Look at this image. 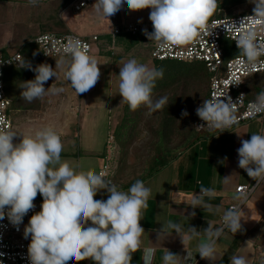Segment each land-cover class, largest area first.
Instances as JSON below:
<instances>
[{
  "label": "clouds",
  "instance_id": "9594fccd",
  "mask_svg": "<svg viewBox=\"0 0 264 264\" xmlns=\"http://www.w3.org/2000/svg\"><path fill=\"white\" fill-rule=\"evenodd\" d=\"M27 2L33 7L40 4V0ZM250 2L254 4L253 15L244 17L239 27L227 25L228 33H238L235 42L239 54L244 57L240 63L249 69L264 64L261 60L264 57V0ZM125 3L130 11L150 9L153 31L144 29L143 32L157 52L194 43L202 35L209 36L216 27L215 22L210 25L209 21L217 11V0H95L91 8L97 17L109 20ZM56 51L60 53L56 68L63 67L64 78L77 96L95 86L101 76L100 64L87 44L69 36ZM20 65L36 73L34 80L21 85L20 95L27 102L64 92L63 87L54 83L47 89L44 87L50 78H58L50 65L44 63L32 68L24 59ZM163 74V68L150 67L135 58L123 62L118 74L121 101L131 111L142 105L150 114L162 110L168 104V97L153 100V89ZM221 97L204 100L196 114L206 122V127L223 132L238 123L237 105L243 102L244 95L238 97L239 103H234L230 97L225 102ZM261 113H264V90L248 104L250 116ZM187 115V111L182 112V116ZM17 136L21 139L14 143ZM62 151L61 137L53 127L24 135L0 119V220L7 217L19 230L24 216L35 208L33 201L37 194L43 198L41 210L30 217L23 232L24 238L31 237L28 245L30 264H67L72 259H91L96 264H131L133 253L141 249L143 264H152L158 245L142 248L145 229L140 223L143 210L148 207L151 189L143 181L136 180L127 191L118 190L105 179L103 172L77 171L78 165L61 159ZM237 152L238 166L259 186L264 182V134L253 133L250 139L241 140ZM228 179L224 178L225 181ZM101 190L106 191V199L95 198ZM214 195L213 188L201 186L199 195L195 194L189 205L193 209L202 207L208 212L219 211V207L213 209L207 202ZM248 195L246 188L236 192L233 198L241 203L223 210L220 227L208 221V227L203 231L188 227L185 232L181 223L169 221L163 225L158 239L175 232L187 250L191 240L203 236L205 239L199 243L197 253L202 259L214 262L218 259L217 240L224 235L225 229L233 235L243 230L241 205ZM195 215L193 211L191 216ZM191 259L192 253L188 250L187 256L181 258L166 248L162 257L163 264H188ZM230 264H251V260L247 255L233 254Z\"/></svg>",
  "mask_w": 264,
  "mask_h": 264
},
{
  "label": "crops",
  "instance_id": "0c3cea01",
  "mask_svg": "<svg viewBox=\"0 0 264 264\" xmlns=\"http://www.w3.org/2000/svg\"><path fill=\"white\" fill-rule=\"evenodd\" d=\"M72 13L77 14L78 12H73L69 6L58 11L57 17L65 29L59 30L60 33L57 34L71 31L70 29L76 22ZM75 34L82 37L92 35H87L85 32ZM97 37L99 41V36ZM115 46L124 47L123 44H116ZM89 95L86 94L84 99L79 102L71 96L69 100H59L54 105L57 106L55 110L56 112L83 111L91 115L101 113L104 110L103 113L107 114V131L102 139L95 134L97 124L91 123V115L88 122L90 121L93 126L88 128L89 132L81 137L82 126L76 127L72 122L52 124L51 126L44 123L32 124L25 119V111L27 110L21 104L14 105L9 112L11 128L16 126L18 129L13 128L14 131L28 135L34 134L35 131H32V128L37 131V129L46 126L53 127L60 135L63 143L62 160L78 165L77 171L92 170L97 173L104 163L105 157H108L111 174L115 167L116 147L113 140L110 145H107V136L112 135V129L116 124L112 113L116 112V108L120 105L121 97L119 96L117 105H113L112 99L109 98L107 101L104 100V106H95L93 103L96 102L93 101L92 92ZM98 102L101 104V101L98 100ZM11 111L15 113V122H12L13 120L10 118ZM62 130L64 136L61 135ZM253 133L264 134V115L239 123L223 132H197L195 140L189 146L179 151L164 167L143 180L145 185L151 189V196L148 200V207L143 210V219L140 221L141 226L145 229L142 237V248L152 246V244L158 245L152 264H163L162 257L165 248L181 258L187 256V250L190 251L192 259L188 261V264H230V257L233 254L247 255L251 264H256L258 252L255 239L264 223V182L256 186V181L248 177L247 173L238 166L237 152V149L241 147V140L250 139ZM20 139V136L14 137L13 142L18 143ZM224 178L229 179L225 181ZM110 179L121 191H127L132 185L122 177L120 180L111 177ZM239 184L256 187L241 205L243 230L233 235L225 229L224 235L217 240L218 259L216 261L202 259L197 253L199 243L205 239L203 236L191 240L186 246L187 250L182 244V238L172 230H168L172 232L171 234H166L158 239L163 225L169 221L181 223L185 232H187L188 227H195L198 231H203L208 227V221L214 222V226L219 227V219L223 210L237 202L233 197L235 195L234 188ZM201 186L215 190L214 197L207 202L212 205L213 209L219 207V211L208 212L202 207L193 209L189 205L193 196L199 195ZM95 198L106 199V191L101 190ZM193 211L196 213L194 217L191 216ZM142 255V249L133 253L131 264H143ZM80 264H96V262L85 259L81 260Z\"/></svg>",
  "mask_w": 264,
  "mask_h": 264
},
{
  "label": "rangeland",
  "instance_id": "374dc122",
  "mask_svg": "<svg viewBox=\"0 0 264 264\" xmlns=\"http://www.w3.org/2000/svg\"><path fill=\"white\" fill-rule=\"evenodd\" d=\"M62 0H40V4L36 7L28 5L27 0H0V55H5L6 53H10L15 51L22 43L25 41L32 39V37L45 30L53 33H60L59 30L65 29L62 24L58 26L54 24L55 22V10ZM218 8L215 14H226V15H236V14H246L253 13L254 4L250 2V0H217ZM95 3V0H89L88 5L85 9L81 10L77 14L72 13L73 17L76 19L73 28H71L69 32H74L80 34V32H85L87 35H96L99 36V42L95 43V47L93 52L94 55L100 65L98 67L101 71V76L98 82L92 87L88 92L77 94L72 89L70 82H67L64 78V69L63 67L56 68V60L60 59V56L49 57L47 60H43L41 64L50 65L53 70L57 72L58 78L55 77L50 78L44 85L47 89L51 87L54 83L57 87H63L64 92L59 94H49L43 97L42 99L34 100L29 103L25 99L22 98L20 93L23 89H18L14 92L13 103L14 105H24L26 107L25 111V119L31 122L32 124H40L44 123L47 126H51L52 124H66L72 122L74 126H82L81 128V137H83L86 133L89 132L91 123L97 124L95 129V134L101 139L106 135V117L107 114L101 113L97 114H88L86 112L79 111H68V112H56L57 106H54L55 103L59 100H69L70 96L74 97V99L81 101L84 99L86 94H90L92 92L93 101L96 103L95 106H104V100L107 101L109 98L112 99V104L117 105L118 98L120 94L118 93V82H119V68L122 67V63L126 62L131 58L137 59L140 63L148 64L150 67L153 66L151 59L148 57V50L144 44L139 43L135 46L125 49L124 47H116L111 46L107 47L105 44L106 34L112 35L113 30L116 27L122 26L124 23L129 21H144L149 20L150 9H142L138 11H130L128 9L127 4L125 3L123 8L118 11L115 15L106 18L97 17L93 10L92 5ZM69 6V4L67 5ZM43 25L45 28H40ZM67 33V32H66ZM82 34V33H81ZM110 52V53H109ZM194 65L201 67L203 71L205 70L203 64L200 62H194ZM56 68V69H55ZM33 73L32 80L35 79L36 73ZM179 82L172 83L171 91H174L177 95H184L182 98L183 101L181 104L180 101L171 108L174 114H178V118L176 116V124L185 125L187 123L186 116H182L183 111H187L191 108L193 109L198 103H189L191 99H197L196 96L199 94V90H202V86L200 83L197 84L189 82V79L186 77L178 78ZM90 96V95H89ZM193 96V98H192ZM108 97V98H107ZM121 97V96H120ZM101 101V104H99ZM122 97L120 98V101ZM114 101V103H113ZM124 102H120V105L116 108V112H113L114 119L116 123H119L122 110H123ZM59 111V109H58ZM111 114V115H112ZM91 115V116H90ZM15 113L11 111L10 118L14 121ZM89 116L91 117V123L88 122ZM104 117V119H102ZM153 114L149 113L148 109L143 113L139 124L136 126V130L138 133L134 136L131 142L128 143L127 152L124 158V161L120 162V174L117 177L118 180H131L141 173V169L143 168L144 160H146V156H149L152 151L149 146V140L152 136V133L149 125L156 126L153 123L154 118ZM114 120V121H115ZM116 125V124H115ZM46 126V127H47ZM96 126V125H94ZM14 129L16 126L13 127ZM12 128V129H13ZM20 129V128H19ZM32 131L34 128L31 129ZM38 130V129H37ZM178 133L172 135V138L177 139ZM62 136H64L62 130ZM175 139V140H176ZM171 144V142H170ZM116 155L118 153L117 149L115 151ZM122 160V155H121ZM263 227L264 223L261 226L258 235L255 239V246L257 248L258 256L256 258V264H264V239H263Z\"/></svg>",
  "mask_w": 264,
  "mask_h": 264
},
{
  "label": "built area",
  "instance_id": "2783aa9c",
  "mask_svg": "<svg viewBox=\"0 0 264 264\" xmlns=\"http://www.w3.org/2000/svg\"><path fill=\"white\" fill-rule=\"evenodd\" d=\"M88 0H69V7L73 12H80L87 7ZM253 15V13H244L236 15H226L218 13L217 17L211 18L209 24L211 25L215 22L216 27L212 30L211 34L202 35L194 43H190L182 46H174L166 50L158 51L155 45L146 38L143 42L144 46L148 48V55L150 59L163 61V60H174L181 62H200L203 64L206 73L208 74V86L206 99L220 98L227 102L230 97L234 103H239L238 97L241 94L244 95L243 102L237 105V117L238 123L246 122L249 120L256 119L264 115V113L257 114L255 116H250L248 114V104L254 101L256 95L264 90V85L262 89L255 95L253 99L246 98V92L242 89L243 85L246 83L247 79L255 74H264V64H259L255 68H246L244 64L240 61L244 60L239 54V48L235 42V37L238 35L237 32H227V25L235 24L239 27L241 21L244 17ZM147 29L149 32L153 31V25L151 21H129L124 23L120 27H116L113 30V34L126 33V34H136L143 33V30ZM72 36L79 38L83 43L87 44L90 49V53L93 52L95 43L97 42V36L91 35L89 37H82L72 32H67L63 34H57L53 32H41L32 38V41L38 47L41 56L43 58L60 56L56 49L62 48V45L66 43V38ZM155 53V54H154ZM22 60L21 54L19 52H12L5 56L0 55V119L7 122V126L11 127V122L9 115L7 113L9 107V100L5 98L4 87H3V72L8 66H21L20 61ZM264 61V57H261ZM11 61L12 63H9ZM239 83V84H237ZM202 105V104H201ZM199 105V106H201ZM194 109V117L192 120V128L195 132H218L219 129H209L205 121L201 120L197 114L196 109ZM233 125L231 128L236 126ZM203 125L204 127H199ZM229 128V129H231ZM226 129V130H229ZM113 140V135L107 136V145ZM105 173V179L111 181L110 179V168L108 165V157H105L104 163L97 171L99 173ZM113 184V183H112ZM254 186H247L239 184L235 186L234 192L242 189H248L249 195L252 193ZM245 202V201H244ZM243 202V203H244ZM35 208L30 210L27 215L23 218V223L19 225V230L17 227L13 226L7 217L0 220V264H30L28 259V245L30 243L31 237L24 238L23 232L24 227L28 224L30 217L41 210V202L37 199L33 201ZM237 201L235 204L229 205L230 208L234 205L240 204ZM221 219V218H220ZM219 219V227H220ZM67 264H80V261L72 259L67 262Z\"/></svg>",
  "mask_w": 264,
  "mask_h": 264
},
{
  "label": "trees",
  "instance_id": "16d2710c",
  "mask_svg": "<svg viewBox=\"0 0 264 264\" xmlns=\"http://www.w3.org/2000/svg\"><path fill=\"white\" fill-rule=\"evenodd\" d=\"M68 4L69 0H62L60 5L56 7L55 15H57L60 9L64 8ZM217 16V14H214L211 18ZM54 17V24L60 26L62 24L61 21L58 19L57 16ZM40 28L45 27L41 25ZM41 32L49 31L43 30ZM146 38L147 37L144 35V32L136 33L133 35L126 33L112 35L108 34L106 35L105 44L108 48H110L111 46L113 47L116 44H123L124 48L128 49L135 46L136 44H142L146 40ZM15 51L19 52L21 54L22 59H24L27 63H30L32 68H35L37 65H40L43 60H47L46 58H43L41 56L38 47L35 45L32 39H29L22 43L17 49H15ZM151 62L154 67L158 69L163 68L164 70L163 78L158 79L156 81V86L153 89V100L159 99L163 96H167L168 104L165 105L162 110H158L152 113V118H154V120L153 123L150 124L156 125H149L150 128L152 127V129H150L152 136L149 140V146L151 148L152 153L149 156H146V160L143 161L145 165L141 169V173L129 180V184H133L136 180L143 181L144 179L148 178L160 168L164 167L172 158L175 157V155L179 151L189 146L195 140L197 132H195L192 128L194 109L197 106L201 105L206 99L208 86V74L206 73V70L203 71L201 67L194 65V62H181L174 60L158 61L154 59H151ZM32 73V70H30L29 68L21 66H8L4 69L2 80L5 98L9 100V107L7 110L8 115L10 110L14 106L12 95H14V92L21 88L23 82L32 80ZM182 76L188 78L189 82L195 84L199 82L200 86H202V90H199V94H197L196 96L197 99H194L192 96L193 99H191L189 102H195L198 103V105H196L193 109L190 108L188 110V115L186 116L187 123L185 125H177L175 120L178 118V114H174L171 108H173L177 104L180 109V106L177 101H180V98L184 95H177L174 91H171V87L173 81L176 83L179 82L178 78H181ZM263 85L264 74H255L248 78L246 83L242 87V89L246 92V98L253 99L255 95L262 89ZM183 99H185V97L182 98V100L179 102L180 104ZM146 110L147 107L142 105L136 111H131L126 103L123 104L121 119L119 123H116V125L112 129L114 145L118 151L115 157V167L110 174V177L113 179H116L121 172L120 162L124 161L128 148V143L131 142L134 136L138 133V131L136 130V126L139 124L140 119ZM176 132L178 133L177 139L176 137L172 138V135ZM35 199L39 200L41 203L43 202V198L39 193L37 194V197ZM262 234L264 239V227Z\"/></svg>",
  "mask_w": 264,
  "mask_h": 264
}]
</instances>
